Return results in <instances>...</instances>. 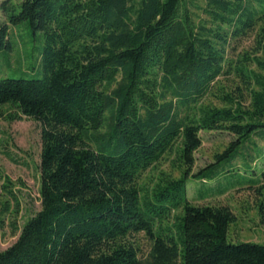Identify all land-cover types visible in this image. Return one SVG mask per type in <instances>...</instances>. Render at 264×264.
<instances>
[{"label":"trees","instance_id":"trees-1","mask_svg":"<svg viewBox=\"0 0 264 264\" xmlns=\"http://www.w3.org/2000/svg\"><path fill=\"white\" fill-rule=\"evenodd\" d=\"M0 13V50L23 21L42 38L40 78L0 79L6 118L40 128L39 209L12 226L0 264H264L263 244L226 241L227 208L192 205L185 189L264 139V0H3ZM251 32L259 55L231 60ZM231 75L240 87L225 91ZM211 94L220 107L202 103ZM200 131L232 139L192 173ZM167 156L178 177L142 184ZM14 184L2 179L0 223L19 212Z\"/></svg>","mask_w":264,"mask_h":264},{"label":"rangeland","instance_id":"rangeland-1","mask_svg":"<svg viewBox=\"0 0 264 264\" xmlns=\"http://www.w3.org/2000/svg\"><path fill=\"white\" fill-rule=\"evenodd\" d=\"M3 0H0V2ZM200 14V13H199ZM203 15H195V19ZM4 20L0 13V21ZM254 33H249L236 44L231 45L227 56L235 61L243 53L259 55L253 52ZM9 49L0 50V79H36L40 78V51L42 38L39 32L31 33L25 22L9 26ZM252 70L258 71L254 64ZM218 79L225 91L239 86L237 79L231 75ZM229 80V81H228ZM232 81V85L230 84ZM232 86V87H231ZM216 94V93H215ZM207 96L202 103H210L220 107V101ZM243 103L247 104L244 92ZM7 106H0V186L7 177L15 183L13 190L17 193L20 209L17 216L5 215L0 223V251L15 240L18 232L12 226L20 228L22 223L39 209L38 199V164H39V124L22 117L10 121L6 118ZM200 145L194 152L192 173L212 164L213 157L220 153L232 139L230 135L220 132H199ZM252 142V143H251ZM251 145L241 150L229 163L220 162L206 170L211 175L206 181L192 180L186 182V199L195 206H216L227 208L233 222L228 225L226 241L252 242L264 245V182L261 173L264 170V139L255 135L251 137ZM159 173L172 178L178 172L172 166V157L162 158L157 164L144 171L139 181L150 185ZM19 183V184H18ZM263 184V185H262ZM5 197L1 195L0 202ZM130 241L136 246L138 258L147 257L150 242L139 233Z\"/></svg>","mask_w":264,"mask_h":264}]
</instances>
